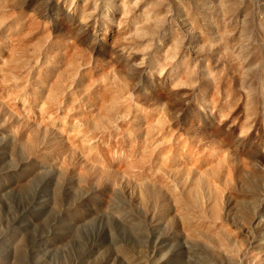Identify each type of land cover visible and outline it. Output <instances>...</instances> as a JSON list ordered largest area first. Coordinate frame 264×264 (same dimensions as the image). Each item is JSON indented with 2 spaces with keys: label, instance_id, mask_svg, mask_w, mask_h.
<instances>
[{
  "label": "rangeland",
  "instance_id": "374dc122",
  "mask_svg": "<svg viewBox=\"0 0 264 264\" xmlns=\"http://www.w3.org/2000/svg\"><path fill=\"white\" fill-rule=\"evenodd\" d=\"M78 1L148 68L184 56L192 75H178L177 122L152 114L168 137L150 143L143 124L99 144L133 162L110 165L116 180L86 165L79 138L49 143L0 108V264H264V0H167L155 22L148 0Z\"/></svg>",
  "mask_w": 264,
  "mask_h": 264
},
{
  "label": "bare ground",
  "instance_id": "6f19581e",
  "mask_svg": "<svg viewBox=\"0 0 264 264\" xmlns=\"http://www.w3.org/2000/svg\"><path fill=\"white\" fill-rule=\"evenodd\" d=\"M112 1L106 0L107 6ZM148 2L153 7L145 20L155 22L167 0ZM78 3L0 0V108L19 120L33 121L36 132H55L46 138L49 143L55 141L74 151V139L79 138L90 153L86 165L105 179L116 180L110 165L114 169L117 162L120 172L133 162L110 158L99 144L110 134L116 136L115 131L143 124L150 143L168 137L166 132L157 137L152 134L151 117L157 112L166 122H177L179 106L172 99L178 96V75L182 72L191 77L192 64L182 56L166 71L154 56L152 69L148 68L144 50L137 54L131 44L116 43L118 32L98 28L99 15ZM146 27L147 33L154 28ZM175 39L178 34L173 32ZM90 45L108 57L107 61L87 55L85 47ZM170 57L166 54L164 59ZM193 123L188 122V129ZM27 131L21 142L32 146L35 132ZM187 166L179 158L171 159V167L187 171ZM197 171L202 172L199 167ZM135 179L141 178L135 175Z\"/></svg>",
  "mask_w": 264,
  "mask_h": 264
}]
</instances>
